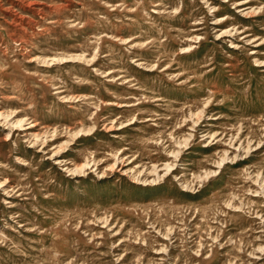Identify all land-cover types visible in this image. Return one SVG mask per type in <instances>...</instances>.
I'll list each match as a JSON object with an SVG mask.
<instances>
[{
  "label": "rangeland",
  "instance_id": "1",
  "mask_svg": "<svg viewBox=\"0 0 264 264\" xmlns=\"http://www.w3.org/2000/svg\"><path fill=\"white\" fill-rule=\"evenodd\" d=\"M0 264H264V0H0Z\"/></svg>",
  "mask_w": 264,
  "mask_h": 264
}]
</instances>
